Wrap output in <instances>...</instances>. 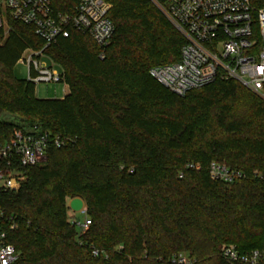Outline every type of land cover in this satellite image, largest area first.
Returning a JSON list of instances; mask_svg holds the SVG:
<instances>
[{
  "label": "trees",
  "instance_id": "16d2710c",
  "mask_svg": "<svg viewBox=\"0 0 264 264\" xmlns=\"http://www.w3.org/2000/svg\"><path fill=\"white\" fill-rule=\"evenodd\" d=\"M106 1L115 34L104 59L79 33L46 52L65 74L63 99H39L14 76L25 51L43 47L33 28L11 21L0 46V143L16 130L69 139L21 169L18 191H0L15 264H230L224 245L264 251V100L235 81L171 93L149 71L179 62L184 38L149 0ZM213 162L246 178L212 181ZM76 198L84 234L68 217Z\"/></svg>",
  "mask_w": 264,
  "mask_h": 264
},
{
  "label": "built area",
  "instance_id": "2783aa9c",
  "mask_svg": "<svg viewBox=\"0 0 264 264\" xmlns=\"http://www.w3.org/2000/svg\"><path fill=\"white\" fill-rule=\"evenodd\" d=\"M185 40L180 61L150 69V76L171 93L184 97L217 81H235L264 100V7L251 0H149ZM112 5L106 0H0V46L11 31V21L33 28L42 49H28L21 61L28 65V82L65 83L60 67L46 53L59 40L73 33L86 35L105 58L115 34L110 19ZM65 147L69 139H50L49 132L16 130L11 140L0 143V191H18L27 178L21 169L47 160L50 142ZM189 168L200 169L190 165ZM212 181L233 183L246 178L242 172L213 162L208 169ZM86 213V207L83 208ZM84 234L91 222L70 221ZM98 250L93 251L99 256ZM19 255L7 242L0 210V264H15ZM221 257L230 264H264V251L242 255L234 245H224ZM173 264H192L185 256Z\"/></svg>",
  "mask_w": 264,
  "mask_h": 264
},
{
  "label": "rangeland",
  "instance_id": "374dc122",
  "mask_svg": "<svg viewBox=\"0 0 264 264\" xmlns=\"http://www.w3.org/2000/svg\"><path fill=\"white\" fill-rule=\"evenodd\" d=\"M14 76L19 80H28V65L24 61L19 62L15 66ZM35 87V93L39 99H63L67 92V85L65 83H40ZM2 119L7 122L19 124V120L15 116L3 115ZM68 217L70 221L72 220L81 224L87 219L85 213L74 212L71 209H69Z\"/></svg>",
  "mask_w": 264,
  "mask_h": 264
},
{
  "label": "water",
  "instance_id": "95a60500",
  "mask_svg": "<svg viewBox=\"0 0 264 264\" xmlns=\"http://www.w3.org/2000/svg\"><path fill=\"white\" fill-rule=\"evenodd\" d=\"M68 206H69V209H71L74 212H82L85 204L83 200L76 198V199L70 200Z\"/></svg>",
  "mask_w": 264,
  "mask_h": 264
},
{
  "label": "crops",
  "instance_id": "0c3cea01",
  "mask_svg": "<svg viewBox=\"0 0 264 264\" xmlns=\"http://www.w3.org/2000/svg\"><path fill=\"white\" fill-rule=\"evenodd\" d=\"M68 92H69V89H68V86H67V92H66V95L68 94ZM66 95H65V96H66Z\"/></svg>",
  "mask_w": 264,
  "mask_h": 264
}]
</instances>
